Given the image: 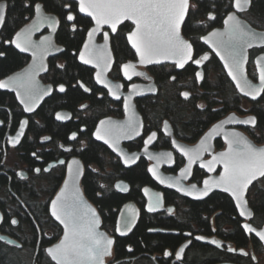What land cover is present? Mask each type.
<instances>
[{
  "label": "flooded vegetation",
  "instance_id": "flooded-vegetation-1",
  "mask_svg": "<svg viewBox=\"0 0 264 264\" xmlns=\"http://www.w3.org/2000/svg\"><path fill=\"white\" fill-rule=\"evenodd\" d=\"M62 2L61 10H64V19L66 20L70 31H73L77 26L74 19L72 21L67 20V16L69 14L73 15L75 18L74 10H76L80 15L87 17L89 20V25L85 29L83 40L75 53L77 62L87 69L88 77L85 80H82V78L77 75L74 80L72 79L71 83L55 76L56 71L54 70V67L62 68L65 62L61 57V53L64 51V45L59 42L56 37L61 22L60 16L54 11V9L48 8L47 4L43 0H0V4L4 5V7L0 9V15H3L4 18L3 21L0 22V53H3V55H0V62H4L5 58L12 59L14 61V68L7 72L5 71L8 69L5 70V68L0 67V78L7 76L12 71L20 69L31 58L29 54L22 52L15 47L12 38L16 31L31 19L36 10L35 6L37 4L40 5L41 10L55 15L57 18L58 27L54 34V42L57 45L63 46L62 50H58L46 57V70L41 73L39 77L44 83H49L51 85V92L34 110L25 111L24 107L16 100L12 92L0 89V91L5 93L4 99H0V218H2L0 219V233L17 239L20 242V246L7 243L1 239L0 241L10 246L23 248L22 245L25 243L24 241L27 240L30 246H33L34 248L33 256L35 255V258L38 250H40L41 253H44L50 263L56 264L46 253V247L58 240L63 232V227L61 223L57 221L54 216H52L51 204L60 192L69 167L74 166L73 160L76 158L79 160L81 168L78 186L81 189L83 196L93 204L99 214V228L104 229L110 236L113 237L114 243L112 245V254L105 258V263L116 264L119 262H128V264H133L136 258L141 256L143 253L141 252L131 256L115 259V239L118 236L128 235L139 220L142 212H146L150 215H174L177 211V203L166 200L167 190H171L179 196H185L190 199H201L206 197L211 191L219 190L211 189L207 195L195 198L182 194L172 187L159 184L153 176V173L149 171L152 161L148 158L145 150H147V148L171 149L173 151V159H165L161 169L164 172L175 173L185 164V159L172 147V137L192 144L200 138V136L213 122L230 112H235L242 116L253 115L255 117V121L257 122L256 115L248 110L250 107V101L254 100H249L239 93L242 96L240 105L243 111L229 110L222 116L211 121L197 134L190 133L188 128L184 129L183 127H178L179 125L174 126L167 117H162L158 123L152 126L149 121L150 116L147 114V108L142 104V102L146 101L147 104H149L153 97L162 91V86L157 81L153 67L162 66L168 70L167 80L165 83L176 82L179 86V96L183 99H188L193 95L197 96L201 91L200 84L205 75L207 76L209 73L214 74L213 67L208 63L213 57L217 59L220 68L229 79L219 59L208 48V46L201 41L200 37L212 28L221 26L223 17L230 11H235L238 16L245 19L256 29L264 30V12L260 15L259 12L255 11L264 10V0H250V3L247 4L243 3L242 0L241 6L243 10H237L234 7V0H219V3L211 4L208 10L225 11L220 20L215 23H211V19L208 15L204 18H200L198 22L204 25L205 30L199 33L196 38L191 36L189 37L184 34V21L182 22L181 34L192 44V58L184 63V66L186 64H191L192 66V75L189 76L182 75L181 70L183 67H178L172 62H163L150 65L136 64L134 65L137 69L136 72L142 73V75H132L131 79H128V77L124 75L122 64L135 60L136 58L135 53L128 44L126 37V33L131 29L132 24L130 21L126 20L116 27L115 32H113L109 26L102 25L96 34V40L102 41L104 39V34L107 33V39L113 56L112 63L107 71V76L113 81L120 82V86L115 87L112 94L107 87L96 81L94 75L96 71L95 67L78 59L80 47L85 39L88 29L92 25L91 18L79 11L75 0H62ZM22 9L29 11L23 13V15L18 17L16 21L11 22L9 18L10 10ZM122 25L125 26V29L123 30V37L130 49L131 55H128L123 59L116 60L112 44V36ZM47 30V28H43L39 33H36L34 37L37 38L40 34L45 33ZM195 40L200 42L201 45L196 47L194 42ZM263 51L264 44L261 46H253L248 50L246 71L253 79L256 78L253 58L255 55ZM71 53H73V51H71ZM205 55H207V59H203ZM195 60H200V63H194ZM197 72L201 73L203 77L202 79L197 78ZM229 81L231 82L230 79ZM68 83L71 87L77 88L81 91L83 94L81 99L74 101L69 104V106L64 105L62 102L61 104L53 105L51 111L48 109V112L45 115L43 114V111H39L40 106L48 97L63 94L67 90ZM139 83L143 84L144 91L133 94L132 86ZM231 84L233 85L232 82ZM61 85L64 87L63 92L59 90ZM183 93H188L189 95L185 97ZM126 96L131 97L134 107L141 119L139 132L136 135L121 141V144L128 152H137V157L128 165H124L121 162L120 157L107 145V143L101 139H97L93 135L95 127L101 119L110 117L115 120H124L126 118L127 115L124 108ZM117 97H119V99H117ZM244 102L248 103L247 107L243 106ZM197 103L199 106L203 105L201 100H197ZM57 114H60V116L64 118L57 119ZM22 122H26L23 124V127H21ZM256 122L255 125H244L240 126V128L249 135L251 130H253L256 126ZM263 128L264 125L262 127V131ZM176 131L184 132V135H177ZM74 133L75 138H72ZM152 133H156L155 137L150 143H148V145L145 144V141ZM251 139L256 142L252 137ZM90 140L100 143L103 147L100 154L109 159L108 162L105 158L102 159V167L97 165L95 162H86L82 157V150L87 147ZM262 142H264V139L261 142L256 143ZM224 146V141L220 138V136H216L214 139L213 150L222 149ZM207 156L208 155H205L204 158ZM61 161H63V163H61ZM116 162H118L120 167L123 168L134 167L139 162L142 163L144 170L148 175L147 181L139 183L138 187L135 189L129 180L122 177L120 173L115 171L117 169L115 166ZM36 169H40V171L37 172ZM87 170L93 171V173L98 175V182L95 184L97 188L95 190V195L97 197L103 196L108 188H111L123 195L130 194V196L120 202L116 208H113L115 214L113 215V218L109 220L107 218L108 225L105 223V211L101 210L100 204L90 199V194L84 186L83 178ZM112 173H115V176L112 179L111 184H108V182L104 179ZM183 174L186 176L188 175L187 179L184 180L185 183H200L202 178L206 175L203 169L197 166V163L192 166L190 172H184ZM119 179L125 181L126 183L116 184L115 182ZM261 179L264 180V177H258L251 183V185ZM251 185H249L246 191V198L250 207L251 205L248 200V191ZM149 186L155 188L161 193L162 202L159 205L153 202L152 195L149 194V191H145V187ZM222 192L226 193L225 191ZM128 202H132L137 209V216L132 227L125 231L127 221L125 220V224L123 225L122 222L118 221V218L120 211L124 207L127 206L130 208V205H127ZM150 205L153 207V211L148 210ZM235 210L237 216L239 217L240 226L245 231L247 236L245 244L237 245L234 241L219 236L215 232L213 226L212 230L208 234L197 232L195 230H182L181 233L183 238L173 249L166 246L163 248L161 253L153 252L150 254L151 260L155 264H187L190 259L188 247L191 240L194 239L207 243L210 246L208 252L206 253H211V256L207 257L209 263L206 264H216L227 261L235 264H264L263 243L242 225L243 220H248L254 226L259 227L264 223V220L259 224L252 222V207L251 216L247 219L238 213L236 207ZM12 220H16L17 223L12 224ZM30 223H33V231L27 227ZM151 228H162L166 230L160 232H178V230L174 228H165L161 226H150L148 231L156 232L150 230ZM117 229H119V231ZM196 236L213 237L214 239H212V241H217V239H219V241H217L218 243L216 244H211L208 240L202 241L195 238ZM188 239H190L189 244L186 246L181 256H177L178 247L181 243ZM254 240L258 241L261 250H258L255 247ZM127 248H130V244H127ZM165 253H168V255ZM125 258L129 259L125 260Z\"/></svg>",
  "mask_w": 264,
  "mask_h": 264
},
{
  "label": "trees",
  "instance_id": "trees-1",
  "mask_svg": "<svg viewBox=\"0 0 264 264\" xmlns=\"http://www.w3.org/2000/svg\"><path fill=\"white\" fill-rule=\"evenodd\" d=\"M47 7L54 9V11L60 16L61 22L59 30L57 31V39L64 45V51L61 53V57L64 59V65L62 68L54 67L55 76L58 78L69 81L78 75L85 80L88 77L87 69L79 64L75 58V53L78 50L85 33L86 27L89 25L87 17L80 15L76 10L74 22L76 27L73 31H70L66 22L64 10H61L62 0H43ZM216 1V2H215ZM54 2V3H53ZM219 3V0H190L191 5H195L194 8L190 7L183 23V32L187 36L195 37L205 30L202 23L198 22L200 18H204L210 14L215 17L211 19V23H215L220 20L225 10H208L211 4ZM257 7V6H256ZM259 7V6H258ZM74 8V6H73ZM75 9V8H74ZM29 10H10L9 18L11 22L21 17L23 13ZM260 15L264 10H255ZM202 24V25H201ZM125 26H120L119 30L112 36V44L117 59H123L124 57L131 55L130 49L127 46L124 37L123 30ZM195 46L201 45L197 40L194 41ZM73 51V53H71ZM12 59H6L4 62H0V67L8 69L5 72L14 68ZM214 71L213 78H207L206 75L202 80L200 87L201 91L197 96H191L188 99H183L179 96V86L176 82H168L167 69L162 66L153 67V71L157 78L158 83L162 86L160 91L152 101L147 104L146 101L142 104L147 108V114L150 116V123L155 125L162 117H167L171 123L179 125L178 127L188 128L190 133H199L204 129L211 121L222 116L229 110L241 109L242 96L235 90L229 79L225 76L224 72L220 68V65L216 58H211L208 62ZM1 71V70H0ZM182 75H192L191 64H186L182 70ZM4 92L0 91V99H4ZM82 93L79 89L67 85V90L57 96L48 97L40 106L39 111H43V114H47V110L51 111L53 105L61 104V102L69 106V104L82 98ZM197 100H201V106L198 105ZM45 109V110H44ZM256 115V126L249 133V135L256 141L261 142L264 139L262 127L264 125V92L254 101H250V107L248 109ZM151 114V115H150ZM181 125V126H180ZM186 131V130H184ZM177 135H184V132L176 131ZM102 145L94 140H90L85 149L82 150V157L86 162H95L99 166L102 165L103 157L100 153ZM117 173H120L122 177H125L131 185L136 189L139 183L147 181L148 175L144 170L142 163H138L134 167L123 168L116 162ZM115 173H112L104 179L108 184H111ZM98 182V175L93 171L87 170L83 183L90 194L91 200L100 204L101 210L105 211L106 225L108 220L113 218L116 208L120 202L129 197L130 194L123 195L113 189H107L103 196L97 197L95 190L97 189L95 184ZM166 200L169 202L177 203V211L174 215H150L146 212H142L139 220L126 236H118L115 239V259L131 256L137 253H143L136 258L133 264H155L150 254L153 252H160L164 247L168 246L173 249L183 238L182 230H195L201 233H210L212 226L215 232L226 239L234 241L237 245L245 244L247 236L245 231L241 228L239 223V217L237 216L234 204L226 193L213 190L206 197L201 199H190L185 196H179L171 190L166 191ZM248 200L253 209L252 222L259 224L264 220V180H258L254 182L248 191ZM27 225V223H26ZM33 223H30L28 228L33 231ZM150 226H161L165 228H174L178 230L177 233L172 232H152L148 231ZM23 243V248H17L10 246L0 241V264H31L33 256V246L26 241ZM255 247L261 250L258 241L254 240ZM127 244H130V248H127ZM210 246L207 243L192 239L188 253L190 259L187 264H206L208 262L207 254ZM34 264H52L45 257L44 253L40 250L37 252ZM116 264H128V262H119Z\"/></svg>",
  "mask_w": 264,
  "mask_h": 264
},
{
  "label": "snow or ice",
  "instance_id": "snow-or-ice-1",
  "mask_svg": "<svg viewBox=\"0 0 264 264\" xmlns=\"http://www.w3.org/2000/svg\"><path fill=\"white\" fill-rule=\"evenodd\" d=\"M243 3H250V0H243ZM241 5L242 0H234V7L237 10H243ZM3 7L4 5L0 4V9ZM35 7L39 11L40 5L37 4ZM190 7H195V5L190 4V0H79V11L88 13L96 21L97 27L101 24H107L115 32L116 25L121 22L122 18L134 20L136 27L135 31L129 35V40L132 41V46L139 55L141 64L152 63L154 57H163L165 59L177 57V66L181 68L184 67L186 60L192 58V45L181 36V24ZM209 18L215 19L211 14ZM3 19V15H0V22ZM73 19V15L69 14L67 16L68 21ZM44 22H47L46 17L41 19V23ZM224 24L227 25V40L214 42V47L227 49L231 63L227 62L226 57L223 55H221V59L226 60L225 67L228 69V75L231 76L233 81H236V87L241 92H245V89L251 87V85L244 77L243 64L246 59L244 49L252 47V41L258 40L264 43V36H258L254 32L245 30L235 14H229L224 20ZM49 26L52 27L53 24H49ZM33 27H38V25ZM95 31L96 29H93L92 32H89L90 38ZM221 35L218 32L209 34L210 37ZM104 38L107 39V33L104 34ZM202 39L207 42L209 37H202ZM13 42L17 48L28 51L29 47H33L31 31L26 34L18 32L16 40ZM85 49H88V45H85ZM36 54L33 51V55L35 56ZM217 54L219 55L220 53L217 52ZM0 55H3V53H0ZM207 58V55L203 57V59ZM80 59L84 63H92L91 55L88 59H85V52H81ZM96 59L97 61L103 59V53H97ZM194 63L199 64L200 60H195ZM122 67L124 75L128 79H131L132 75H142V73L135 71V66L132 64H124ZM196 76L199 79L203 78L199 72L196 73ZM97 79H100L99 73H97ZM259 80L260 88L255 91V94L252 92H246L245 94L252 95L255 98V95H259L260 91H264V66L260 68ZM12 82L18 88L23 89L22 94L26 99L22 100L21 103L26 105L27 111H32L30 103H34L40 96L33 77L29 76L26 79L17 78ZM6 87H8V83L0 81V88ZM132 87L134 89L136 86L133 85ZM59 90L61 92L64 91L63 85L60 86ZM183 95L187 97L189 94L183 93ZM125 109H128L127 102H125ZM63 118L60 114H57V119ZM238 122L255 125L256 121L254 117H250L248 120ZM24 123L26 122H22L21 127H23ZM100 124L103 126L106 122L101 121ZM134 130V121L130 117L126 129L114 126L98 128L96 137L97 139L105 140V143L111 140L113 146H115V141L120 138V135ZM155 135L156 133H152L145 141V144L150 143ZM105 137H108V139H105ZM72 138H75V133ZM173 143L175 144V141ZM177 147L180 146L177 145ZM181 151L185 156H189V164H191L190 150L181 148ZM128 162V160H125V163ZM73 163L76 162L73 161ZM215 163L223 164L224 171L218 179L205 180L203 182L205 187L202 190V194L207 195L212 186L219 187L223 185L224 190L231 192L235 197L237 206L241 208L240 215L243 216L245 214L243 207L246 203L244 196L248 186L257 176L264 177V147H255L240 134L232 133V138L228 139L227 150L214 156L212 161L206 165L209 171L213 170L212 165ZM36 171L39 172L40 169H36ZM69 171H71V167H69ZM149 171L153 175H157L154 167L150 168ZM186 171V169H183L182 174ZM157 178L159 179V177ZM161 183H164L163 179H161ZM193 188H195V185H193ZM148 210L153 211L154 209L150 205ZM52 216L64 226V239L55 247L46 250L51 259L56 261V264H105L104 257L111 254L110 247L114 241L97 232L99 221L92 219L85 222L84 214L78 210L75 203L68 204L63 201L62 196H57L52 201ZM94 216L95 213H93ZM11 223L16 224L17 221L12 220ZM244 228L252 231L247 224L244 225ZM117 230L119 231V229ZM258 235L264 239V233H259ZM0 239H3V237H0ZM212 243L216 244L218 242L214 240ZM180 252H183V247ZM165 254L168 255V253ZM179 255L180 253L178 252L177 256Z\"/></svg>",
  "mask_w": 264,
  "mask_h": 264
},
{
  "label": "water",
  "instance_id": "water-1",
  "mask_svg": "<svg viewBox=\"0 0 264 264\" xmlns=\"http://www.w3.org/2000/svg\"><path fill=\"white\" fill-rule=\"evenodd\" d=\"M75 1L77 2V6L79 9V0H75ZM81 13L91 18L92 25L88 29L86 36H85V39H84V41L80 47V50L78 53V59L80 61H83L80 59L81 52H85V59H88L89 56L91 55L92 63H88V64L92 65L96 69L95 74H94L96 81L99 84L107 87L109 89L110 93L112 94L115 87L120 86V82L113 81L107 76V71H108V69L112 63V60H113L110 45H109L108 39L104 38L102 41L96 40V34L102 25L109 26L110 28H111V26L107 25V24H101L99 27H97L96 21L90 15H88V13H86V12H81ZM229 14H235L237 17V20L245 28V30L254 32L258 36H264V30L256 29L251 24H249L245 19L238 16L235 13V11H230L223 17L221 26L214 27L211 30L207 31L206 33H204L200 37V39L202 42H204L208 46V48L219 59L225 73L227 74V76L229 77L231 82L233 83L237 92L249 100H255L262 94L263 91H260L259 95H255V98H253L252 95H247L245 93L246 92H252L253 94H255V91L260 88L259 73H260V68L262 66H264V51L258 53L253 58V64H254L255 71H256V78L253 79L247 74V71H246V63H247V59H248V50L251 47L250 48L246 47L244 49V56L246 57L244 64H243L244 77L249 81L251 87L246 88L245 92H241L240 89H238L236 87V81H233L231 76L228 75V69L225 67L226 60L221 59V55H223L226 57L227 62L231 63V59L229 57V53H228L227 49L224 47H218V48L214 47V42H217L219 40H225V41L227 40V35H226L227 25L224 24V20L227 18V16ZM43 17L47 18V22L41 23V19ZM126 20L130 21L132 24L131 29L126 33V37H127L128 44L131 46V48L133 49V51L135 53L136 58H135V60H131V61L123 63L122 66L124 64L150 65V64L163 63V62H172V63H175L177 66V60H178L177 57H169L168 59H165L163 57H154L152 63L141 64L140 63V57L136 53L135 48H133L132 41L129 40V35L133 31H135V27H136L135 22H134V20H131V19H123L122 18L120 23H122ZM120 23H118L116 25V27ZM49 24H53V26L50 27ZM34 25H38V27L34 28L33 27ZM57 27H58V20L55 17V15L46 13L43 10L39 9V11L35 10L31 19L28 20L25 24H23L16 31V33L14 34V36L12 38V40L15 41L16 40V34L18 32L26 34L27 32L31 31V40H32L33 47H29L28 51H23L22 48H17L16 44L13 42L15 47L18 50L29 54L31 56V58L20 69L12 71L7 76L0 78V81L8 83V87L0 88V89L12 92L14 94L16 100L24 107L25 111H27L26 105L24 103H21L22 100L26 99V97L22 94L23 89L18 88L16 86V84L13 83L12 81L16 80L17 78L26 79L29 76L33 77L34 82H35V86L39 90L40 96L38 99L35 100L34 103H30L32 110H34L41 103V101L50 94L51 85L49 83H44L40 79L39 75L46 70V57L48 55H51L52 53L58 51V50L63 49V46L57 45L54 42V34H55ZM43 28H47L48 30L45 33L40 34L37 38H35L34 35L36 33H39ZM93 29H96V31L92 33V36L90 38L89 32H92ZM212 32H218L222 35L218 36V37H210L209 34ZM181 36L183 37L184 40H186L187 42H189L191 44V42L186 37H184L182 34H181ZM202 37H209V40L206 42L204 39H202ZM45 38H47V39H45ZM252 44H253V46H261L264 43H261L260 41L257 40V41H252ZM85 45H88L87 50L85 49ZM33 51H35L37 53L35 56L33 55ZM101 52L103 53V59L97 61L96 54L101 53ZM217 52H219L220 54L218 55ZM189 60L190 59L186 60V62ZM186 62H184V63H186ZM135 71H137L136 68H135ZM97 73L100 74V79H97ZM101 81H103V82H101ZM135 86L136 87L134 89H132L133 94L141 93L144 91L143 90V84L139 83ZM18 93H21V94H18ZM125 102H127V104H128V109L127 110L125 109L126 115H127L126 118L124 120H115V119L110 118V117H106V118L101 119L97 123L93 135H94V137H96L97 129L103 128V127L114 126L116 128L126 129L128 126L129 118L132 117V119L134 121V125H135V130L134 131H127L125 134L120 135V138L117 141H115V146H113V142L111 140H109V142L107 143V145L120 157L121 162L124 165H128L130 162H132L137 157V152H134V153L128 152L125 149V147L121 144V141L124 139H128L131 136L136 135L139 132L140 125H141V119H140L138 112L136 111V109L134 107L133 101H132L130 96H126V99L124 101V108H125ZM250 117H254V116L253 115H243L242 116V115H239L235 112L227 113L223 117L219 118L217 121L213 122L205 130V132L200 136V138L192 144L186 143L184 141L176 139L175 137H172L171 138L172 147L175 149V151L177 153H179L185 159V164L183 166H181L175 173L164 172L161 169V166L165 162V159H170V160L173 159V151L171 149H149V148H147V150H145V153L147 154L148 158L152 161V163L150 164V168L154 167L155 171L157 173V175H153V176L155 177L157 182H159V184L172 187L175 190H177L178 192L185 194L187 196L195 197V198L205 196L202 194V190L205 187L203 182L205 180L211 181V180L218 179L219 176L221 175V173H223V171H224L223 164H221V163L213 164L212 165V168H213L212 171H209V169L206 165H208V163L210 161H212L214 156H216L217 154L227 150L228 139L232 138V133L240 134V136H242L244 139L249 141L255 147H258V148L264 147V142H262V143L254 142L251 139V137L240 128V126L250 125V124L239 123L238 121L248 120ZM101 121H105L106 124L102 126L100 124ZM213 129H215V131H213ZM263 131H264V128H263ZM209 133H211V135H209ZM216 136H220V138L224 141L225 146L222 149H217L214 151L213 150L214 139ZM105 139H108V137H105ZM103 141L105 142V140H103ZM173 141H175V144L173 143ZM202 142H203V144H202ZM177 145H179L180 147H177ZM181 148L190 150V156L192 157V163L191 164H189V156H185L183 154V152L181 151ZM205 155H208V156L206 158H204ZM125 160H128L129 162L125 163ZM73 161H75L76 163H74V166H70L71 171L68 170L66 178L63 181L62 188L60 189V192L58 193L57 196H62L63 201H66L70 205L75 203L78 210L84 214L85 222H87L88 220H92V219L99 221L98 227H97V232L103 234L107 239L113 240V237L110 236L104 229L99 228V224H100L99 214L97 213L93 204L91 202H89L83 196L82 191L78 186L80 169H81L80 165H79V160L75 158ZM195 163H197V166L199 168L203 169V171L206 173V175L202 178L200 183H195V182L185 183L184 180L187 179L188 175L186 176L185 174H182V170L186 169L187 170L186 172H190L192 166ZM157 177H159V179ZM258 177L259 176H257V178ZM161 179L164 180V183H161ZM115 183L116 184H125L126 182L119 179ZM193 185H195V188H193ZM145 188H146L147 192L149 191V194L152 195L153 202H155L159 205L162 202L161 193L158 190H156L155 188L150 187V186L145 187ZM211 189H219V190L225 191L223 185H221L219 187L212 186L210 188V190ZM225 192L230 195V197L232 198V200L235 204V207H236L238 213L240 214L241 208L237 206V202H236L235 197L231 194V192H227V191H225ZM189 193H191V194L189 195ZM57 196H56V198H57ZM150 199H151V197H150ZM244 199L246 201V203L244 204V207H243L245 214L243 216L242 215L241 216L247 219L251 216L252 210H251V207L248 205L247 198H246V192H245ZM127 205H130V208L127 206L124 207L120 211L119 218H118V221L122 222L123 225L125 224V220L127 221L125 231L129 230L132 227V225L135 221V218L137 216V209L135 208L133 203L128 202ZM51 212H52V204H51ZM93 213H95L94 217H93ZM0 216H1V214H0ZM246 224L249 226V228L252 229V231H250V232L253 233L259 240H261V242L263 243V246H264V239H262L261 236L258 235L259 233H264V223L261 226L257 227V226H254L248 220H243L242 221L243 227ZM62 227H63V232H62L61 236L53 244L48 245L46 247V250L48 248L55 247L57 244H59L64 239V226L62 225ZM150 230L166 231L165 229H162V228H151ZM0 237H3V239H1V240L6 241L7 243L20 246V242L11 236L0 233ZM198 237H200V240H202V241L208 240L211 244H213L212 243V239H214L213 237L196 236L195 238L198 239ZM217 241H219V239H217ZM189 242H190V239H188V240H186L180 244V246L177 249V253L178 252L180 253L179 256H181V254L183 253V252H180V249L183 247V251H184V249L189 244ZM110 252L112 254V246L110 247ZM46 253L48 254L47 251H46ZM35 254H36V252H35ZM48 256L51 259V256L49 254H48ZM109 256L104 257V262H105V258L109 257ZM128 259L129 258H125V260H128ZM34 262H35V255L33 256L31 263L34 264ZM53 262L56 263V261H53ZM216 264H235V263L227 261V262H219Z\"/></svg>",
  "mask_w": 264,
  "mask_h": 264
},
{
  "label": "rangeland",
  "instance_id": "rangeland-1",
  "mask_svg": "<svg viewBox=\"0 0 264 264\" xmlns=\"http://www.w3.org/2000/svg\"><path fill=\"white\" fill-rule=\"evenodd\" d=\"M213 75H214V74L209 73L206 77H207V78H213ZM243 106H244V107H247V106H248V103H247V102H244V103H243Z\"/></svg>",
  "mask_w": 264,
  "mask_h": 264
}]
</instances>
